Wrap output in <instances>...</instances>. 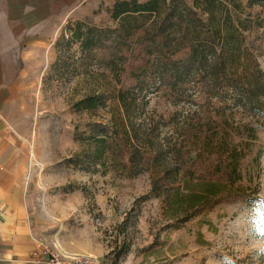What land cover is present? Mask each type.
<instances>
[{"label": "rangeland", "instance_id": "1", "mask_svg": "<svg viewBox=\"0 0 264 264\" xmlns=\"http://www.w3.org/2000/svg\"><path fill=\"white\" fill-rule=\"evenodd\" d=\"M113 1L85 2L83 14L71 16L55 34L51 52L18 65L27 74L17 95L0 97L12 147L22 157L40 238L67 253L91 255L97 264H113L117 244L124 241L129 248L118 264H264V126L251 137L243 126L251 117L235 108L223 115L209 112L201 96L196 104H175L152 79L137 80L128 67L114 72L97 63L96 55L86 57L71 30L78 21L113 25ZM249 11L264 19V5ZM250 33L257 37L264 70V26ZM126 87L147 102L137 112L136 128L145 133L154 127L160 147L161 139L171 148L177 142L169 122L176 110H198L209 135L200 172L222 177L233 200L224 199L175 226L163 198L152 189L154 181L161 187L154 162L129 176L110 151L96 160L94 137L101 128L113 132L116 95ZM97 94L104 96V105L86 109L79 104ZM198 148L192 149L190 161ZM135 163L132 173L140 167Z\"/></svg>", "mask_w": 264, "mask_h": 264}, {"label": "trees", "instance_id": "2", "mask_svg": "<svg viewBox=\"0 0 264 264\" xmlns=\"http://www.w3.org/2000/svg\"><path fill=\"white\" fill-rule=\"evenodd\" d=\"M255 5H264V0L246 4L242 0H114L109 10L113 25L78 21L71 31L86 57L96 55L97 63L114 72H126L128 67L137 80L152 79L175 104H196L201 96L209 112L223 115L235 108L249 115L243 126L254 137L255 129L264 126V70L260 45L250 32L264 26V19L245 11ZM116 99L119 110L113 112V132L101 128L93 140L96 160L105 159L110 151L129 176L148 170L149 162H154L161 187L154 181L152 189L163 198L166 215L176 221L175 226L224 199L233 200L222 177L200 172V158L209 154L203 149L209 135L197 109L175 111L169 122L177 142L171 148L161 139L160 147L154 127L145 133L136 128L137 112L147 103L144 96L139 99L133 88L126 87ZM79 104L95 109L105 100L102 94L90 95ZM194 147L198 149L190 161ZM133 163L140 164L134 173ZM227 178L235 180L232 175ZM116 248L113 264L119 263L129 245L124 241Z\"/></svg>", "mask_w": 264, "mask_h": 264}, {"label": "crops", "instance_id": "3", "mask_svg": "<svg viewBox=\"0 0 264 264\" xmlns=\"http://www.w3.org/2000/svg\"><path fill=\"white\" fill-rule=\"evenodd\" d=\"M85 2L89 6L95 0H0V97L17 95V85L27 74L18 65L51 52L55 34L71 16L83 14ZM3 112L0 106V264H32L34 253L46 244Z\"/></svg>", "mask_w": 264, "mask_h": 264}, {"label": "built area", "instance_id": "4", "mask_svg": "<svg viewBox=\"0 0 264 264\" xmlns=\"http://www.w3.org/2000/svg\"><path fill=\"white\" fill-rule=\"evenodd\" d=\"M40 248L31 258L32 264H97L91 255L71 254L47 245Z\"/></svg>", "mask_w": 264, "mask_h": 264}]
</instances>
